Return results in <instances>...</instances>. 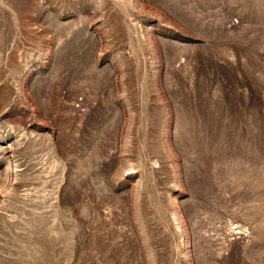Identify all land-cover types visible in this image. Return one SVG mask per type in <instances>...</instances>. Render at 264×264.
<instances>
[{
    "label": "rangeland",
    "instance_id": "1",
    "mask_svg": "<svg viewBox=\"0 0 264 264\" xmlns=\"http://www.w3.org/2000/svg\"><path fill=\"white\" fill-rule=\"evenodd\" d=\"M0 264H264V0H0Z\"/></svg>",
    "mask_w": 264,
    "mask_h": 264
}]
</instances>
